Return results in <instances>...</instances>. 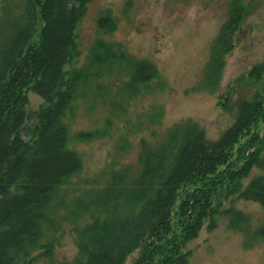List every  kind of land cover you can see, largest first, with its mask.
Returning a JSON list of instances; mask_svg holds the SVG:
<instances>
[{
    "label": "trees",
    "instance_id": "1",
    "mask_svg": "<svg viewBox=\"0 0 264 264\" xmlns=\"http://www.w3.org/2000/svg\"><path fill=\"white\" fill-rule=\"evenodd\" d=\"M90 1H2L0 264L52 259L62 226L69 222L77 255L55 264H126L138 251L132 264H188L187 246L206 224L214 229L225 215L230 228L244 230L247 216L233 208L221 210L229 199L257 203L264 211V88L239 102L236 121L218 140H209L195 123L178 125L158 145L142 142L137 175L114 171L104 187L84 192L72 205L69 186L84 161L71 142L101 135H72L69 121L77 101L116 68L130 69L124 87L133 97L159 74L153 63L136 60L121 44L101 38L87 63L74 67L81 55L77 29ZM244 10V0H230L211 45L204 84L212 91L235 47ZM97 26L109 35L117 23L106 13ZM263 74L264 63L250 72L256 79ZM30 90L43 100L34 112L28 110ZM254 235L264 240V224Z\"/></svg>",
    "mask_w": 264,
    "mask_h": 264
},
{
    "label": "rangeland",
    "instance_id": "2",
    "mask_svg": "<svg viewBox=\"0 0 264 264\" xmlns=\"http://www.w3.org/2000/svg\"><path fill=\"white\" fill-rule=\"evenodd\" d=\"M229 2L90 1L77 29L81 55L74 67L87 63L92 46L101 38L121 44L136 60L153 63L159 74L133 97L124 87L130 69L116 68L112 76L94 83L88 95L77 101L69 121L72 135L95 131L101 135L90 142H71L70 147L84 161L83 171L69 186L67 198L72 205L84 192L104 187L114 171L127 170L130 175H137L142 142L158 145L178 125L195 123L209 140H218L236 121L239 102L262 91L264 74L256 79L250 72L264 63V0H244L243 20L220 84L214 91L204 84L211 45L227 19ZM106 13L117 23L116 30L109 35L102 34L97 26L98 19ZM96 84H100L98 95L94 92ZM27 96L28 110L37 111L43 100L33 90ZM230 208L249 218L244 230L230 228V218L225 215L217 220L214 229L206 224L187 246L191 252L188 264H264V240L254 235L264 224L262 207L232 197L221 210ZM62 228L54 257L34 264L68 262L76 257L73 225L64 223ZM138 257L139 251L126 264Z\"/></svg>",
    "mask_w": 264,
    "mask_h": 264
}]
</instances>
